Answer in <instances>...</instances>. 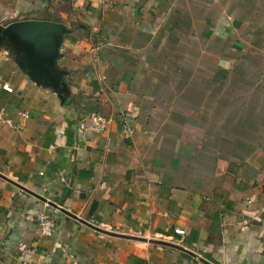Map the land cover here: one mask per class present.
Returning <instances> with one entry per match:
<instances>
[{"label": "crops", "instance_id": "crops-1", "mask_svg": "<svg viewBox=\"0 0 264 264\" xmlns=\"http://www.w3.org/2000/svg\"><path fill=\"white\" fill-rule=\"evenodd\" d=\"M19 21L71 30L68 93L0 49V264H264V0H0Z\"/></svg>", "mask_w": 264, "mask_h": 264}, {"label": "water", "instance_id": "water-1", "mask_svg": "<svg viewBox=\"0 0 264 264\" xmlns=\"http://www.w3.org/2000/svg\"><path fill=\"white\" fill-rule=\"evenodd\" d=\"M70 33L67 26L51 21H19L8 26L0 25V49L7 48L15 56L18 67L32 82L51 88L59 95H66V73L58 67V61L62 57L65 36Z\"/></svg>", "mask_w": 264, "mask_h": 264}, {"label": "built area", "instance_id": "built-area-1", "mask_svg": "<svg viewBox=\"0 0 264 264\" xmlns=\"http://www.w3.org/2000/svg\"><path fill=\"white\" fill-rule=\"evenodd\" d=\"M4 88L7 91H12V89L8 87V85H5ZM21 115L25 118L28 117L27 113H22ZM0 124L7 125L12 128L15 127L14 122L10 118L5 116L3 111H0ZM108 124L109 120H107L106 118L100 115H93L87 129L91 132H102L107 128ZM38 229L40 234L43 236H52L54 234L56 224L47 212L40 214L38 219ZM177 233L180 235H184L185 231L177 230Z\"/></svg>", "mask_w": 264, "mask_h": 264}]
</instances>
